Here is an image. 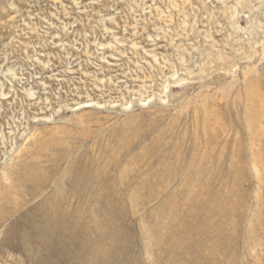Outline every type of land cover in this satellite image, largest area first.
Segmentation results:
<instances>
[{"label": "rangeland", "instance_id": "1", "mask_svg": "<svg viewBox=\"0 0 264 264\" xmlns=\"http://www.w3.org/2000/svg\"><path fill=\"white\" fill-rule=\"evenodd\" d=\"M74 177L109 187L78 205L130 264H264V0H0V264L106 261L11 228Z\"/></svg>", "mask_w": 264, "mask_h": 264}, {"label": "bare ground", "instance_id": "2", "mask_svg": "<svg viewBox=\"0 0 264 264\" xmlns=\"http://www.w3.org/2000/svg\"><path fill=\"white\" fill-rule=\"evenodd\" d=\"M69 174H71V172ZM65 181L66 180L61 182L62 186H64ZM15 182H14V190L16 191V194L17 195L20 194L19 196L21 197L23 196V194L29 192V189H28V192L26 191L27 188L29 187L31 188V191H30L31 194H33L34 192H36L35 190H39L42 187V185H44V187L45 186L47 187L49 184L47 179L40 183L39 178H38V173L36 174L32 173L27 178L24 177L23 175L19 176L17 181ZM66 182L67 184L65 183V185H68L67 186L68 188L66 187L67 190L62 187L63 193L59 194V196H57V198L55 199H53L52 196L45 197V199L42 200L39 204H36V206L32 209V212L29 210V211H26L20 214L19 211L21 209H19L16 212L13 211L12 212L13 214L11 216L17 213H19V215L21 216L18 218L19 222H15V224L11 228H24V229L29 228L31 230L30 235L28 236L24 235L23 240L24 241L30 240V242L32 239L34 240V238H32L33 235L36 238L35 241L40 240L42 242L43 240L47 241L51 239V236L47 233H50L52 230H55V229H58L62 231V234H65L66 232L64 231V229L66 230L67 228H82V231H79V233L81 234V237L79 238V241L77 244L81 248V251L83 252L82 254H80L82 261H86L88 258L91 259L92 256L94 258L95 257L99 258L102 256V258L104 259L107 258L106 261L103 262V264H111L109 260H114L115 264H130V261H132L131 252L133 249H132V246L129 245L130 243L128 244L127 242L129 241L128 239L129 235L127 234L126 228H110L111 232L113 233V239L115 241H118L119 244L115 245V247H113L111 251H105L101 249L100 247H98L99 245L98 243L104 240L105 235L99 231V228L91 227L92 224H91L89 217L85 215L84 213L85 211H83L84 209H82V207L78 205L80 204L78 202H81V201L85 202L86 199H92L94 201V204H96V208L93 209V211L95 212V214L97 213V214H100L101 216V213L103 212L102 199L104 196L105 189L109 188V187L106 188L107 184L100 177L93 178L92 180H89L87 177H74L73 180H67ZM10 189L12 192V188ZM40 192L41 191H39L38 193ZM42 194H43V191H42ZM68 196H73L74 198L77 199L76 206L75 204H72L70 203V201H68V199H70V198H67ZM41 197L43 196L41 195ZM23 198L25 197H22V199ZM30 198L28 199L25 198V199L28 202ZM22 199H18V200L23 201ZM20 203H18L17 205L19 206ZM99 205H101V207H99ZM17 208L15 207L16 210ZM1 221L2 219L0 220V222ZM39 229L44 230L47 236L45 235L42 238L38 237L37 230L39 231ZM77 230H71V232H77ZM88 230L89 231L91 230L92 234H94L91 238H88L86 236L89 232ZM104 252H107V253L104 254Z\"/></svg>", "mask_w": 264, "mask_h": 264}]
</instances>
